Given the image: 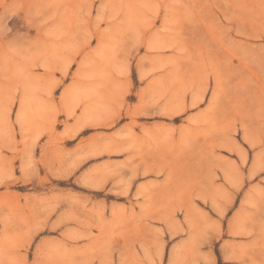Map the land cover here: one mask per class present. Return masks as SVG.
Segmentation results:
<instances>
[{
  "label": "rangeland",
  "instance_id": "rangeland-1",
  "mask_svg": "<svg viewBox=\"0 0 264 264\" xmlns=\"http://www.w3.org/2000/svg\"><path fill=\"white\" fill-rule=\"evenodd\" d=\"M38 239L264 264V0H0V264Z\"/></svg>",
  "mask_w": 264,
  "mask_h": 264
},
{
  "label": "crops",
  "instance_id": "crops-1",
  "mask_svg": "<svg viewBox=\"0 0 264 264\" xmlns=\"http://www.w3.org/2000/svg\"><path fill=\"white\" fill-rule=\"evenodd\" d=\"M44 243H46L44 239H38L35 242L29 255L31 258L29 260L30 263L46 264L49 258L56 259L58 264H96L97 262L96 256L90 250V247L93 246L90 240H81L76 244L69 242L64 245L67 249L59 250L57 255L48 254L45 250H42V247L47 246Z\"/></svg>",
  "mask_w": 264,
  "mask_h": 264
}]
</instances>
